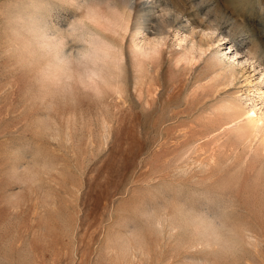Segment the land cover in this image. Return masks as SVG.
Returning a JSON list of instances; mask_svg holds the SVG:
<instances>
[{
  "label": "rangeland",
  "instance_id": "obj_1",
  "mask_svg": "<svg viewBox=\"0 0 264 264\" xmlns=\"http://www.w3.org/2000/svg\"><path fill=\"white\" fill-rule=\"evenodd\" d=\"M253 107L264 0H0V264H264Z\"/></svg>",
  "mask_w": 264,
  "mask_h": 264
},
{
  "label": "bare ground",
  "instance_id": "obj_2",
  "mask_svg": "<svg viewBox=\"0 0 264 264\" xmlns=\"http://www.w3.org/2000/svg\"><path fill=\"white\" fill-rule=\"evenodd\" d=\"M144 47V46H143ZM143 50V48H142ZM141 50V51H142ZM94 78V77H93ZM264 117V111H260V112H257V110L255 109V107H253L251 110H249V112L247 113V118L249 119V125L253 128V129H256L257 125H259V123L262 121ZM236 123V122H235ZM233 123V124H235ZM232 124V125H233ZM252 129V130H253Z\"/></svg>",
  "mask_w": 264,
  "mask_h": 264
}]
</instances>
